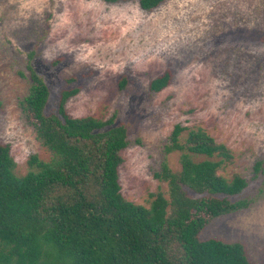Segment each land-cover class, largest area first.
I'll use <instances>...</instances> for the list:
<instances>
[{
	"label": "rangeland",
	"instance_id": "obj_1",
	"mask_svg": "<svg viewBox=\"0 0 264 264\" xmlns=\"http://www.w3.org/2000/svg\"><path fill=\"white\" fill-rule=\"evenodd\" d=\"M263 36L264 0H167L151 12L139 0H0V143L10 145L17 176L34 155L50 160L18 106L29 91L31 54L50 89L47 114L57 113L63 90L79 87L70 115L127 128L120 183L137 205L169 197L157 174L165 161L181 168L180 153H165L175 127L188 129L183 137L202 127L234 152L225 175L249 181L241 197L263 195L201 238L242 242L250 260L264 264V171L255 170L264 166ZM167 70L172 84L151 92Z\"/></svg>",
	"mask_w": 264,
	"mask_h": 264
},
{
	"label": "trees",
	"instance_id": "obj_2",
	"mask_svg": "<svg viewBox=\"0 0 264 264\" xmlns=\"http://www.w3.org/2000/svg\"><path fill=\"white\" fill-rule=\"evenodd\" d=\"M166 1L139 3L151 12ZM32 57L29 91L18 106L50 160L34 155L30 171L17 176L10 145L0 143V264H254L242 242L201 238L214 221L249 210L263 195L241 197L249 181L225 175L236 159L227 145L202 127L183 137L188 129L177 125L165 153H180L181 168L165 161L157 174L169 197L159 193L149 207L130 202L120 183L127 128L70 115L79 87L63 90L57 113L47 114L50 89ZM173 78L165 71L150 91L162 92ZM255 170L264 171L263 162Z\"/></svg>",
	"mask_w": 264,
	"mask_h": 264
}]
</instances>
